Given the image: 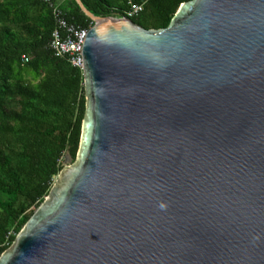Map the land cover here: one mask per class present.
Here are the masks:
<instances>
[{
	"label": "water",
	"instance_id": "water-1",
	"mask_svg": "<svg viewBox=\"0 0 264 264\" xmlns=\"http://www.w3.org/2000/svg\"><path fill=\"white\" fill-rule=\"evenodd\" d=\"M77 2L79 151L0 264H264V0L158 29Z\"/></svg>",
	"mask_w": 264,
	"mask_h": 264
},
{
	"label": "trees",
	"instance_id": "trees-1",
	"mask_svg": "<svg viewBox=\"0 0 264 264\" xmlns=\"http://www.w3.org/2000/svg\"><path fill=\"white\" fill-rule=\"evenodd\" d=\"M52 1L68 22L93 25L77 0ZM82 1L101 17L121 15L127 7V0ZM135 1L145 2L144 9L130 19L158 29L189 0ZM55 27L43 0H0V255L49 194L65 154L74 161L80 147L84 74L49 47Z\"/></svg>",
	"mask_w": 264,
	"mask_h": 264
},
{
	"label": "built area",
	"instance_id": "built-area-1",
	"mask_svg": "<svg viewBox=\"0 0 264 264\" xmlns=\"http://www.w3.org/2000/svg\"><path fill=\"white\" fill-rule=\"evenodd\" d=\"M43 1L49 4L56 20V27L52 33L49 47L56 57L67 59L74 66L83 70L82 51L90 27H80L68 22L59 3H55L52 0ZM144 3L127 0V7L122 10L121 15H111L109 17L131 18L138 16L144 9ZM23 60L28 61V57L23 55Z\"/></svg>",
	"mask_w": 264,
	"mask_h": 264
},
{
	"label": "rangeland",
	"instance_id": "rangeland-1",
	"mask_svg": "<svg viewBox=\"0 0 264 264\" xmlns=\"http://www.w3.org/2000/svg\"><path fill=\"white\" fill-rule=\"evenodd\" d=\"M68 155H69V153L67 152L66 154H65V156H64V158H63V168H65L66 166H68V165H72V164H74L73 162L75 161H73V159H72V157L70 158H68ZM59 175V174H58ZM57 180H58V176L54 179V183H53V186L56 184V182H57Z\"/></svg>",
	"mask_w": 264,
	"mask_h": 264
}]
</instances>
